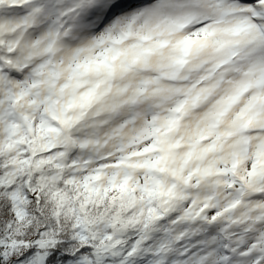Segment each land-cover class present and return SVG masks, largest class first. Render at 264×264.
Returning <instances> with one entry per match:
<instances>
[{"label": "snow or ice", "instance_id": "1", "mask_svg": "<svg viewBox=\"0 0 264 264\" xmlns=\"http://www.w3.org/2000/svg\"><path fill=\"white\" fill-rule=\"evenodd\" d=\"M0 264H264V0H0Z\"/></svg>", "mask_w": 264, "mask_h": 264}]
</instances>
